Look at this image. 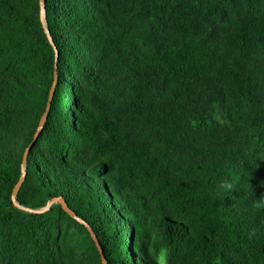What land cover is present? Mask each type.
Returning <instances> with one entry per match:
<instances>
[{"label":"trees","instance_id":"obj_1","mask_svg":"<svg viewBox=\"0 0 264 264\" xmlns=\"http://www.w3.org/2000/svg\"><path fill=\"white\" fill-rule=\"evenodd\" d=\"M256 1L0 0V264H264Z\"/></svg>","mask_w":264,"mask_h":264},{"label":"water","instance_id":"obj_2","mask_svg":"<svg viewBox=\"0 0 264 264\" xmlns=\"http://www.w3.org/2000/svg\"><path fill=\"white\" fill-rule=\"evenodd\" d=\"M41 21H42V25H43V28L45 29L47 35H48V38L51 42L52 45H54V42H53V39L50 35V33L48 32V29H47V9H46V0H41ZM55 52H56V82L58 80V76H57V73H58V69H59V56H60V53L59 51L55 48ZM53 95H54V88H53V91H52V94H51V98H50V102L48 104V108H47V111L46 113L44 114V116L42 117L41 119V122H40V125H39V128H38V131L34 137V141L32 143V145L26 150V153L24 155V160H23V175H22V178L19 182V184L16 186L15 188V191H14V194H13V202L14 204L17 206V207H20V205L18 204L17 202V197H18V194L26 180V177H27V172H26V167L28 166V161H29V158H30V154H31V150L33 148V146L35 145L37 139L43 134V131L45 130L46 128V125H47V122L49 120V114H50V110H51V106H52V98H53ZM57 204H60L62 205V207L64 208V210L74 219L76 220H79L78 217L70 210V208L68 207L66 201L64 200V198H56L54 200H52L48 206L46 207V209H44L43 211H32V210H29V209H24L22 208L23 210L25 211H28V212H33V213H36V214H41V213H45L47 211L50 210V208L54 205H57ZM82 224L86 225L87 228L89 229V231L92 233L95 241H96V244L98 245L99 249H100V253L102 255V260H103V264H108L105 256H104V253H103V250L102 248H100V243L96 237V235L94 234L92 228L90 226H88L85 222L79 220Z\"/></svg>","mask_w":264,"mask_h":264},{"label":"rangeland","instance_id":"obj_3","mask_svg":"<svg viewBox=\"0 0 264 264\" xmlns=\"http://www.w3.org/2000/svg\"><path fill=\"white\" fill-rule=\"evenodd\" d=\"M255 6H257L258 8L261 7L262 9H264V3H260V1H256V2H255ZM85 54H86V55H88V54L90 55V48L87 49V50L85 51ZM88 65H89V64H88ZM219 119H220V120L222 119V115L219 116Z\"/></svg>","mask_w":264,"mask_h":264},{"label":"clouds","instance_id":"obj_4","mask_svg":"<svg viewBox=\"0 0 264 264\" xmlns=\"http://www.w3.org/2000/svg\"><path fill=\"white\" fill-rule=\"evenodd\" d=\"M258 206H264V201H262Z\"/></svg>","mask_w":264,"mask_h":264}]
</instances>
